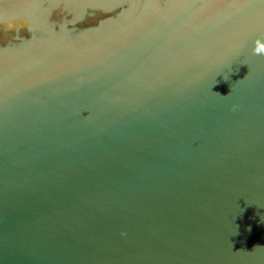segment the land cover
I'll return each mask as SVG.
<instances>
[{
  "label": "water",
  "instance_id": "95a60500",
  "mask_svg": "<svg viewBox=\"0 0 264 264\" xmlns=\"http://www.w3.org/2000/svg\"><path fill=\"white\" fill-rule=\"evenodd\" d=\"M257 40L264 0H0V264H264Z\"/></svg>",
  "mask_w": 264,
  "mask_h": 264
},
{
  "label": "clouds",
  "instance_id": "9594fccd",
  "mask_svg": "<svg viewBox=\"0 0 264 264\" xmlns=\"http://www.w3.org/2000/svg\"><path fill=\"white\" fill-rule=\"evenodd\" d=\"M252 51L254 54L264 55V43H260L258 40L255 41Z\"/></svg>",
  "mask_w": 264,
  "mask_h": 264
}]
</instances>
